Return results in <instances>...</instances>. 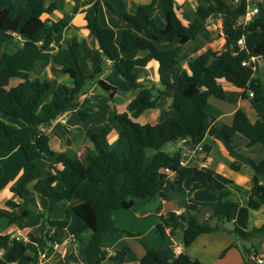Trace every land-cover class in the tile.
<instances>
[{"label":"trees","instance_id":"trees-1","mask_svg":"<svg viewBox=\"0 0 264 264\" xmlns=\"http://www.w3.org/2000/svg\"><path fill=\"white\" fill-rule=\"evenodd\" d=\"M198 2L186 23L177 12L175 0H149L132 13L121 12L127 26L117 39L112 27L99 23V0H96L93 14H83V26L96 43L93 71L85 74L80 67L81 50L76 32L71 33L67 43L59 44L51 54L52 62L58 66L59 72L69 78L70 85L63 82L52 84L48 78L41 80L34 75L39 53L47 50L69 24L65 16L51 18L59 9L58 1L8 2L0 9V116L23 122L22 126H16L0 117V158L14 148H19L25 157L21 173L9 188L19 200L6 201L7 206L20 207L21 213L11 215L0 210V217L11 224L20 217L34 214L42 225L40 236L31 238L37 243L33 253L27 252L22 238L11 233L1 234L0 264H37L39 249L58 242L55 237L69 224L67 217L70 215L77 218L71 238L79 243L78 251L83 264H103L106 259L112 264H122L127 249L109 250L104 242L105 234L115 233L135 237L152 264H203L184 252L164 256L134 232L117 228L112 218L113 212L131 208L134 199L151 201L158 197L161 200H176L184 210L159 214L155 231L162 236L167 233L169 237L179 238L184 248L198 236L219 230L246 241L255 233L264 231V222L250 230L242 229L235 223L233 216L238 203L226 198L228 190H217L206 182L194 183L188 191L182 185L195 169L182 163L183 151L203 142L201 148L208 153L211 146L203 141L204 136L208 135L224 145L232 158V170L239 171L243 164L252 168L247 207L258 209L264 204V158L254 161L242 156L233 147L235 133L246 137L248 145H264V120L250 121L246 113L238 109L232 122L219 128L214 125V117L206 110L210 96L224 98L219 84L221 81L240 88L243 98L252 91L255 101L264 102L263 83L253 76L251 62L253 57L264 55L261 48L264 45V1L232 0V5L225 0ZM250 5L257 7V13L245 21ZM156 6L165 18L162 27L152 16ZM214 14L222 15L224 49L218 53L207 46L187 62V68L179 73L174 82L169 73L178 63L180 45L194 39L207 18ZM72 28L77 30L74 25ZM240 38H243L242 45L237 42ZM174 42H178V45L164 46ZM244 60L249 64L243 65ZM106 62L116 67L126 81L127 89L137 90V94L127 103V111L108 115L110 122L121 126L118 137L126 141L128 152L120 156L115 147L108 148L109 130L100 127L87 130L86 136L91 145L86 146L80 154L64 151L56 154L44 128L72 109H76L80 119L91 117L79 108V99L85 94L86 81L101 75ZM152 62L156 64V80H139L137 70ZM98 86L110 96L115 94L116 88L103 79H98ZM50 90L51 99L45 100ZM167 95L178 113L177 118L169 116L156 123L143 124L134 121ZM177 143L182 146L176 150L169 148ZM39 158L55 159L52 173L40 178L36 175ZM200 187L212 189L217 193V198L200 202L195 211H190L188 196ZM32 191L47 199L45 210L34 212L28 206ZM60 201L68 202L64 209L65 218H50L54 206ZM212 219H216L214 224L211 223ZM228 222L233 224V228L225 226ZM85 233L88 235L83 237ZM232 247L236 248L234 242L221 255ZM242 253L241 264H264V253L260 254L252 245L244 246Z\"/></svg>","mask_w":264,"mask_h":264},{"label":"crops","instance_id":"crops-1","mask_svg":"<svg viewBox=\"0 0 264 264\" xmlns=\"http://www.w3.org/2000/svg\"><path fill=\"white\" fill-rule=\"evenodd\" d=\"M57 1H58V6H59V0H57ZM148 1L149 0H99V3H98L99 23L104 27H112L116 32L117 39H119L121 30L127 26L126 21L120 15L121 12L132 13L136 10V8L139 5L144 4ZM177 1L179 2V4ZM188 1L189 0H175V4H176V7L178 8V11H181L180 6H184V5L188 6V4H187ZM194 1H196L197 4L199 5L198 0H194ZM8 2H15L18 4H23L26 2V0H0V9L3 8ZM70 2L75 3L74 6L76 7V12L77 13L80 12L79 15L81 14V16L83 17L84 13H88L90 15L93 14V5L95 4L96 0H93V1L71 0ZM108 3L112 6V8L109 7ZM156 8H158V6H156ZM57 11H59V9ZM178 14H179V12H178ZM64 16L69 21V24L67 25L68 27H72L73 25L77 27V25L74 24L76 22V20H75L76 18H75V15H73V13H66V14H64ZM179 16L181 17V19L184 23L187 22V19L182 17L181 14H179ZM216 18H217V20L215 21L214 19H216ZM216 18H212V17L207 18L205 24L202 26V27H204V31H205L204 37L199 36V31H200V29H199V31H198V33L194 39H191V40L187 41L186 43L180 45L178 53H177V57L179 55H181V59H182L181 64L179 61L178 62L179 64L177 66L179 70H177L174 66L173 70L169 73L171 80L176 82V79H177L179 73L183 69L187 68V62L190 59H192L193 57H195L200 51H202L207 46H210L214 51H216L218 53L224 49V39L222 37V32H221L222 15H219ZM52 19H55V18L52 17ZM157 23L161 27L164 26L165 25V18H163L160 15L159 19L157 20ZM82 25H84V22L82 23ZM80 28H82V27L81 26L77 27V30L75 31L76 35H77V32L79 31ZM60 34L63 35L62 32H60ZM59 35L57 36L56 40H54L55 42L53 41V43L51 44V46L47 50L42 51V52H46L45 56H47V60H46V61H48L47 63L52 61L51 60V54L57 50L58 45L59 44H65V42L69 40V37H65V36H62L60 38L61 40H59ZM199 38L203 43H201V45L199 47L191 48L190 42L194 41V40H198ZM166 45L169 47L175 46V45H178V42L168 43V44H165L164 46H166ZM95 48H96V43L94 42L93 53H94ZM261 48L264 49V45ZM42 52H40V53H42ZM137 54H141V53H137ZM251 62L253 64V76L259 78L262 81V83H263V94H264V55H259V56L253 57L251 59ZM51 64H52V66L50 68L49 73L48 72L42 73L43 71L41 70V71H39V73H42V75H39V76L35 75V76L41 80L45 78V77H43L44 75H46V78H49L50 76H52L51 78H53V75L55 73L57 74V72H59V71L57 70L58 66L55 63H51ZM93 64L95 67V60H94ZM113 66L114 65L110 62H106V64H105V67L107 70ZM115 69H116V67H115ZM137 72L139 75V80L144 79V78L156 80V64L153 62L149 63L148 65H146L140 69H138ZM219 84L224 91V94H225L224 98L219 99V98H216L214 96H210L207 99V103H206V110L208 113H210L214 117V125L216 127L220 128L226 124H230L232 122L234 113L238 109H242L246 113V115L250 121H255L256 119L264 120V102L263 101L257 102L251 96L243 98L241 96V92H242L241 89L230 84V83H226V82L221 81ZM132 90H135V89H132ZM136 94H137V91H136V93H132L130 98L132 99ZM165 110L167 112L172 111V101H171V97L169 95L161 97L157 101V104L154 108L147 109V110L143 111V113H146L148 118H150L152 120H156L157 118H159L161 113ZM69 111H67L65 114L62 115V119H60L59 121H56L51 126L57 125L60 127L59 130L61 131V137L60 136L59 137L62 138V140L64 141L63 143L66 146V148L70 149V151H64L63 150L64 152H67L68 154H80L81 153L80 150L73 151L74 135L70 132V129H72L74 127H73V125H69L68 119L65 118V116L69 114ZM67 117H69V116H67ZM7 122H9V121H7ZM75 122L78 124L77 120H75ZM65 125L67 126L66 128H69V129H66ZM17 126H20V125H17ZM44 129L46 130V128H44ZM121 130H122V128L117 129V133L114 134L113 137L108 136V139H107V147L108 148L116 147V145L122 146L121 139L118 137ZM203 141L205 143H208L211 146L208 153L203 151L202 148L199 146H197L195 148H187L182 153V163L195 168L193 170V173L191 174V176L186 178L183 181V184H182L183 188L186 191H188L194 183L203 184L206 182V183L211 184L217 190H221V189L228 190L229 194L226 198L229 200L238 201V207L234 213L233 220L235 221V223L238 226H241L243 220L240 222V220H239V218H240L239 212L240 211H238V210L241 208V206H247V199H248V195L250 193L251 176L253 174V170L251 167H249L248 165H245V164H243L240 167L239 171L232 170L230 168V163L232 161V158L228 156L227 151L224 148V145L220 141H218V140H216V139H214L208 135L204 136ZM247 142H248V139L246 137H244L243 135H241L240 133L234 134V136H233V147L239 154H241L242 156L248 157L254 161H259L262 158H264V145H262L260 143L248 145ZM58 146L60 147V144ZM181 146H182L181 143H177L174 145L173 149L176 150ZM54 150H55L56 154L61 152L58 147H57V149H54ZM18 151H20L19 148H14L13 150H11V152H9L5 156V158H7L9 156L12 157L13 159L16 158L18 155L16 152H18ZM69 152H72V153H69ZM21 157H24L23 154ZM22 161H23V163H22ZM22 161H21L22 165L17 167V169H15V172L5 182V185H4L5 192H4V195L1 199L2 201L0 202V210H4L11 215L21 213V212L18 213V211H17L18 209H21L20 207L7 206L6 201L8 199H12V200L18 202V200H19L14 195V193H12L9 190V188L15 182V180L17 179V177L21 173L23 166L25 165V161L23 160V158H22ZM37 162H38V160H37ZM11 167H12V164H11ZM51 173H52V169H51ZM199 174H200V176H199ZM197 176L200 177V179H197ZM0 177H2V169H1ZM217 179H220L222 181V183L216 185V183L214 181ZM31 193H30V196H31ZM239 193L243 194V198L241 200H237V198H238L237 194H239ZM188 198L190 199V201H188V203H189L188 209L190 211H193L195 208L197 209L199 207L200 202H208V201L216 200L217 193L215 191H213L212 189H208L206 187H200V188L193 190L190 193V195L188 196ZM172 200H174V199H172ZM46 201H47V199H46ZM166 201H170V200H166ZM60 202H58V203H60ZM137 202H138V204L141 203L142 205H149L150 201L149 200L145 201V200H143V198L137 199V200L134 199V204L131 208L115 210L113 212L112 218L114 221V225L117 228H124V227H125L124 229L129 228L128 225L126 223H124V220L136 216V215L134 216L133 214H134L135 205ZM191 202H195L194 204H196L194 209L190 207ZM66 205H67V202H66ZM46 207H47V205H46ZM33 209H34L33 210L34 212H36L38 210V208H33ZM64 209H65V207L63 205V207L61 208L62 213L64 212ZM14 210H16L17 212H15ZM182 210H184V208L180 207L178 204V207L171 210V211H175V212L179 213ZM53 211H54V208L50 214V218H54ZM252 211H254V212H251V210H249V213L247 211L246 212L249 215L251 213L258 214V212L260 211L259 214L263 218H260L258 221H256V224L254 225V226H260L264 222V204H261L258 209H253ZM162 213H164V212H162ZM159 214H161V213H158V215ZM158 215H157L156 222L158 220ZM25 217H28V216H25ZM70 218L72 220H74V222L72 224L69 222V224L67 225V226L71 225V230H69V233L67 234V236L66 237L60 236L61 235L60 232L63 230L62 229L61 231L58 232L57 236L55 237L56 239H58V242L56 243V244H58L57 249L52 248V247H48V246L47 247L44 246L43 248H40L39 249V252H40L39 253V260H38L37 264H74V263L83 264L82 259L77 254V253H79L78 252L79 243L74 242L71 238L73 224L77 222V218L75 216H71ZM1 219L3 220L0 223L1 227L2 226H8V225L9 226L5 227V229H2V230L0 229L1 230L0 235L4 234L3 230H7V231H5V233H11L17 237L20 236L19 238H22L25 241L28 253H33L37 249V243L31 239L33 237L37 238L40 236L42 225L37 218H36L37 220L33 224V226L23 225L22 227L16 226V222L18 221V219L11 224H7V222L4 218H1ZM54 219H56V218H54ZM119 219L122 220L120 223H119ZM246 221L247 220L244 219V222H246ZM215 222H216V219L211 220V223L214 224ZM11 228H13V230H15L19 235L14 234L13 231H9ZM65 228H64V230H65ZM126 230H128V229H126ZM128 231H130V230H128ZM218 232H221V231H218ZM223 232H225V231H223ZM208 234H210V233H208ZM106 235H108V234H105L104 242H105V246L107 247V249H109V250H111V248H125V249H127L126 258L124 259L122 264H152L150 260L149 261L146 260L145 256H143V254L138 255V253L133 252V254L131 256H129L130 252H132L133 249L131 247L130 242H128L126 240V238H125L126 236L115 237V236H112V234H110L109 236H106ZM136 236L139 237L137 234H136ZM164 236L168 237V239L170 241V243L168 245L171 246V247H169L171 250V253L169 255H165V254H163V255L167 256V257H171V256H173L172 246L174 245V244H172L173 243L172 237H169L167 233H165ZM132 238H134L136 240L135 237H132ZM249 240L252 243L251 245L254 246V248L260 254L264 253V231H260V232L255 233ZM231 242L232 241H229L228 244H230ZM232 248H235V247H232ZM184 249L185 248L183 247L182 252H184ZM230 249H228V250H230ZM157 250H159V249H157ZM241 262H242V257H241ZM103 264H112V263L109 259H106V260H104Z\"/></svg>","mask_w":264,"mask_h":264},{"label":"rangeland","instance_id":"rangeland-1","mask_svg":"<svg viewBox=\"0 0 264 264\" xmlns=\"http://www.w3.org/2000/svg\"><path fill=\"white\" fill-rule=\"evenodd\" d=\"M71 0H59V11L54 12L51 16V18L58 19L66 13H73L75 15V20L76 22L74 24L77 25V27H82L79 29L77 32V37L80 43V50H81V56L79 59L80 67L82 71L85 74H89L93 71L94 69V54H93V45H94V39L93 36L90 34V32L82 25L84 22L83 17L81 14L79 15L80 12H76V7L74 6L75 3H71ZM228 4H233L232 0H225ZM264 1V0H263ZM178 2V1H177ZM179 4V2H178ZM188 6H180L181 11H178L181 16H183L185 19H188L192 16V11L196 8L198 5L196 1L194 0H189L188 1ZM72 5V6H71ZM162 16L164 18V15L162 12L158 10V8L155 7L153 10L152 16L155 18L156 22L159 19V16ZM219 16L218 14H214L211 16L212 18H216ZM254 16V15H253ZM215 21L217 20L214 19ZM159 25V24H158ZM160 26V25H159ZM62 34L59 35V40L62 36L69 37L71 33H75L72 27H66L62 29ZM205 31L204 27L200 28L199 31V36L204 37ZM56 40V39H55ZM55 42V41H54ZM67 41L65 42V44ZM203 43L200 38L198 40H194L190 42L191 48L199 47ZM0 52H1V46H0ZM46 52L39 53V59L36 61L34 65V75H42L44 72L50 71V68L52 66L50 61L47 63V56H45ZM178 62L180 61L181 64V55L177 57ZM178 64L175 65V68L178 69ZM43 71L42 73H39V71ZM43 77L46 78V75ZM50 76L48 79L52 82V84H56L57 82H63L68 85L71 84L69 78L64 75L61 72H57L53 75V78ZM98 79H103L107 83H109L111 86L116 88L115 94L113 96H110L109 93L103 91L99 86H98ZM143 80V79H141ZM85 94L84 96L82 95L81 98L79 99V108L82 109L83 111H86L91 115L89 119L83 120L80 119L76 109H72L69 111V114L65 116L66 119L69 121V125H73L74 128L70 129V132L74 135V142H73V151H83L86 146H90V142L87 139L86 133L88 129L96 130L100 127H105L109 130V136L113 137L114 134L117 133V129H121V126L118 123H112L108 120V115L112 112H124L127 111V103L131 99L132 93H136L137 90H132V89H127V83L126 81L119 75L117 69L115 67H111L110 69H106V67H103V71L101 75H99L97 78H94L93 80L89 79L86 81L85 85ZM52 96V90L48 92V94L45 96L46 99H51ZM172 112V113H171ZM163 111L159 118L156 120H152L148 118L146 113H142L138 118L134 119L137 123L143 124L145 122L149 123H156V121H162L165 118L169 116H174L175 118L178 117L177 111L172 107V111ZM174 114V115H173ZM69 116V117H67ZM3 120L6 122L9 121L8 123H12L14 125H23V122L19 119L7 117L4 115L0 116ZM62 119V116H59L53 123L56 121H59ZM75 120L78 121V124L75 122ZM52 123V124H53ZM76 123V124H75ZM64 125V124H63ZM67 126L65 125V128ZM46 131L48 132V135L50 137V146L52 149H57L59 148L60 151H70V149L66 148L64 145V141L62 140L61 137V131L59 130L60 127L57 125L45 127ZM69 129V128H66ZM60 136V137H59ZM63 136V135H62ZM122 146L116 145L115 149L117 150L118 154L122 156L123 154H126L128 152V146L127 143L124 139H121ZM60 144V147L58 146ZM170 149L174 148V144H171L169 146ZM18 155L16 158L12 157H7L5 156L0 158V166L2 169V177H0V202L2 201V197L5 192V182L7 179L10 178V176L15 172V169L22 165L23 160L25 161V157L22 156V151L16 152ZM72 153V152H69ZM24 156V154H23ZM5 158V159H4ZM3 159V160H2ZM22 161V163H21ZM12 164V167H11ZM55 164V159L50 158V159H43L39 158L37 162V172L36 175L40 178L46 175H49L51 173L52 165ZM11 167V168H10ZM200 176V174H199ZM197 179H200V177L197 176ZM216 185L221 184L222 181L220 179H217L214 181ZM237 200H241L243 198V194H237ZM147 201L148 199H143ZM150 201V200H149ZM46 199L36 193L33 192L31 193L30 196V202H29V207L34 210L33 208H38V210H45L46 209ZM66 202L67 201H61L60 203H57L54 207L53 211V216L56 219H61L65 217L64 212L62 213L61 208L66 207ZM139 202V201H138ZM138 202L135 205V211H134V216L129 219H125L124 223L128 225L130 228H126L132 232H135L147 245L153 246L161 252V254L169 255L171 253V250L168 244L170 243L168 237L162 236L159 233L155 231V223L157 219L158 213L166 212L169 210H173L178 207V203L175 200H170V201H164L161 200L158 197H155V199L151 200L149 202V205H142L141 203L138 204ZM195 202L190 203L191 208H195L194 204ZM238 203V201H237ZM68 204V202H67ZM189 204V203H187ZM196 208L193 210L195 211ZM249 210L251 212L253 209L248 208L247 206H241V208L238 210L239 212V220L240 222L243 220L241 226H239L242 229L245 230H250L251 228L254 227L256 224V221H258L261 217L259 214H249ZM15 212L18 211V213L21 212V209H18L17 211L14 210ZM248 213H247V212ZM258 211V210H257ZM132 215V216H133ZM207 213L204 214L206 216ZM72 215L68 216L69 222L72 224L74 220H72L70 217ZM203 216V217H204ZM37 217L33 215H30L28 217H21L18 219L16 222V226L22 227L23 225H29L33 226V224L36 222ZM70 218V219H69ZM244 219L247 220L244 222ZM72 220V221H71ZM3 220L0 218V223ZM122 220L119 219V223ZM9 226V225H8ZM8 226H0V229H5V227ZM125 228V227H124ZM0 230V231H1ZM69 230H71V225L67 226L65 230L63 229L60 232L61 237H66L67 234L69 233ZM7 230H3V233H5ZM9 231H13L14 234H18L13 228H11ZM220 231V230H219ZM225 233V234H224ZM19 235V234H18ZM88 233L83 234L84 237H86ZM110 234L106 235L109 236ZM112 236L115 237H122V235L118 234H112ZM20 237V236H19ZM128 242H130L131 247H132V252H130L131 256L133 252L139 254H143L145 256L146 260L149 261L148 257L144 253V249L140 243H138L134 238L132 237H125ZM232 241L236 244V248H231L230 250H227L223 255H221L222 251L229 245L228 242ZM172 244H178L180 243L179 238H173L172 237ZM231 242V243H232ZM252 243L250 240L246 241L241 238H237L236 235L234 234H229L228 232H212L210 234H202L198 236L188 247L184 249V253L189 255L191 258L198 259L200 262L203 264H240L241 263V257H242V249L243 247H249ZM227 245V246H226ZM52 248H58V244H52L50 246ZM79 252V251H78ZM78 256L81 258L80 253H77Z\"/></svg>","mask_w":264,"mask_h":264},{"label":"built area","instance_id":"built-area-1","mask_svg":"<svg viewBox=\"0 0 264 264\" xmlns=\"http://www.w3.org/2000/svg\"><path fill=\"white\" fill-rule=\"evenodd\" d=\"M249 1H253V0H249ZM257 13V7L254 5V6H252L251 7V5L249 6V8H248V10H247V13H246V15H245V21H247L249 18H251L253 15H255ZM238 44H243V38H240V39H238ZM242 64L243 65H248L249 64V62L248 61H246V60H244V61H242ZM248 96H253V93H252V91H250L249 93H248ZM182 250H183V246H182V244H181V242L180 243H178V244H174L173 246H172V252H173V254L174 255H176V254H179V253H181L182 252ZM259 262H262L261 260H258Z\"/></svg>","mask_w":264,"mask_h":264},{"label":"water","instance_id":"water-1","mask_svg":"<svg viewBox=\"0 0 264 264\" xmlns=\"http://www.w3.org/2000/svg\"><path fill=\"white\" fill-rule=\"evenodd\" d=\"M203 145V142L199 144V147ZM227 228H233V224L231 222L226 223L225 225Z\"/></svg>","mask_w":264,"mask_h":264}]
</instances>
